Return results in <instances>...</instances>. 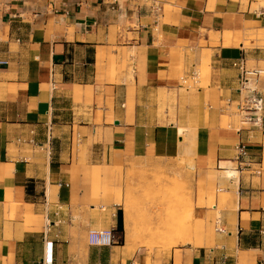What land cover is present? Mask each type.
<instances>
[{"label": "crops", "instance_id": "obj_1", "mask_svg": "<svg viewBox=\"0 0 264 264\" xmlns=\"http://www.w3.org/2000/svg\"><path fill=\"white\" fill-rule=\"evenodd\" d=\"M205 55L206 85L189 84ZM240 58L264 68V0H0V264H264V111L232 120ZM188 150L209 191L194 216L225 232L149 249L95 194L97 171ZM92 230L116 242L92 246Z\"/></svg>", "mask_w": 264, "mask_h": 264}, {"label": "rangeland", "instance_id": "obj_2", "mask_svg": "<svg viewBox=\"0 0 264 264\" xmlns=\"http://www.w3.org/2000/svg\"><path fill=\"white\" fill-rule=\"evenodd\" d=\"M255 37L252 34L247 36L245 46L250 47ZM250 65L257 68L253 62H250ZM210 71V60L205 55L201 66L197 68L195 78L193 81L190 80L189 84L195 82L205 86ZM261 78L264 79V74ZM258 85L257 83L256 86ZM230 114L236 123L242 120V115L237 111L236 106ZM184 156L181 160L172 163L133 166V169L126 172L125 177L120 170H112L111 179L108 170L97 171L100 176L96 175L99 176V180L94 179L93 182L95 194L100 195L103 204L112 200L121 205L123 216H125V208L130 209L127 221H133V224L129 235L135 240H145L149 249L170 252L175 246L188 242L196 248L205 244H208L207 246L214 244L218 233L215 222L220 217L219 213L212 218L199 212L194 216V207L199 208L205 204L203 199L209 191L205 189L200 178H196V190H194L193 173L191 169L188 168L189 171L186 169L193 165L190 151H186ZM195 192L196 202L193 196ZM210 196L214 197V192L210 193ZM219 196L221 202L226 201V195L219 194Z\"/></svg>", "mask_w": 264, "mask_h": 264}, {"label": "built area", "instance_id": "obj_3", "mask_svg": "<svg viewBox=\"0 0 264 264\" xmlns=\"http://www.w3.org/2000/svg\"><path fill=\"white\" fill-rule=\"evenodd\" d=\"M158 2L159 0H153ZM152 10L158 14L161 10V6L154 5ZM235 67L240 71L239 85L240 93L245 92V98L242 103L239 104V111L247 118L248 121L255 123L261 122L262 113L264 111V98L258 94V87L256 84L264 74L262 68H248L246 65L245 58H240L235 64ZM253 82V83H252ZM56 82H53L52 89H56ZM236 160L241 164L247 162L250 159V154L247 147L244 144H238L235 148ZM217 232L224 233V228L221 227L220 221H217ZM115 232L112 230H92L89 232V243L92 246L107 247L111 246L116 242Z\"/></svg>", "mask_w": 264, "mask_h": 264}, {"label": "bare ground", "instance_id": "obj_4", "mask_svg": "<svg viewBox=\"0 0 264 264\" xmlns=\"http://www.w3.org/2000/svg\"><path fill=\"white\" fill-rule=\"evenodd\" d=\"M190 151V150H189ZM188 154V153H187ZM192 155V154H191ZM188 156H189V154H188ZM190 161H191V158H190ZM193 163V162H192ZM191 163V164H192ZM127 214L129 215L130 214V209L127 207Z\"/></svg>", "mask_w": 264, "mask_h": 264}, {"label": "trees", "instance_id": "obj_5", "mask_svg": "<svg viewBox=\"0 0 264 264\" xmlns=\"http://www.w3.org/2000/svg\"><path fill=\"white\" fill-rule=\"evenodd\" d=\"M120 217L122 218V212L120 213Z\"/></svg>", "mask_w": 264, "mask_h": 264}]
</instances>
